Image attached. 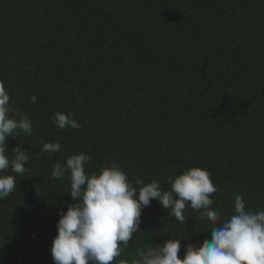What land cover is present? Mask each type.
I'll return each instance as SVG.
<instances>
[{
  "label": "trees",
  "instance_id": "16d2710c",
  "mask_svg": "<svg viewBox=\"0 0 264 264\" xmlns=\"http://www.w3.org/2000/svg\"><path fill=\"white\" fill-rule=\"evenodd\" d=\"M0 81L33 127L6 137L10 161L18 143L29 159L22 175L0 173L16 179L0 199V264H54L60 215L76 201L70 171L51 179L52 167L80 152L87 174L114 162L137 189L142 177L170 190L166 178L191 167L217 188L215 222L186 204L180 223L151 199L114 264L177 238L183 259L234 213L237 194L264 211V0H0ZM56 112L81 127L57 129Z\"/></svg>",
  "mask_w": 264,
  "mask_h": 264
},
{
  "label": "clouds",
  "instance_id": "9594fccd",
  "mask_svg": "<svg viewBox=\"0 0 264 264\" xmlns=\"http://www.w3.org/2000/svg\"><path fill=\"white\" fill-rule=\"evenodd\" d=\"M29 99L36 103L37 97L33 94ZM9 101V93L0 81V173L10 169L22 175L27 170V151L18 143L10 161L6 155V137H14L17 130L31 135L32 121L26 113L10 109ZM10 111L19 118H10ZM51 119L57 129L81 127L72 113L56 112ZM60 148L58 142H44L41 151L51 155ZM90 161L89 155L80 152L67 157L63 165L59 161L53 164L51 179L62 180L66 171H70L68 193L76 201L60 215L58 234L50 249L54 264H114L129 246L133 234L140 230L142 207L149 206L151 199H157L180 223L186 222V204L201 219L215 222L221 217L220 211L211 207L214 200L210 197L217 188L205 169L191 167L175 178L167 177L171 188L162 191L158 180L144 184L142 177L135 180L136 185H142L137 189L114 162L102 167L99 174H87L85 165ZM15 187V176L0 175V199L7 198ZM210 232L211 238L202 245L187 244L183 259L179 257L181 245L177 238L167 239L158 247L136 248V258L131 264H264V211L246 209L239 194L234 198V213ZM119 264L129 262L121 259Z\"/></svg>",
  "mask_w": 264,
  "mask_h": 264
}]
</instances>
